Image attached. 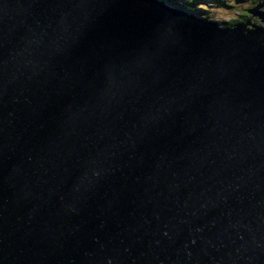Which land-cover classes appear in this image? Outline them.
<instances>
[{
    "label": "water",
    "instance_id": "95a60500",
    "mask_svg": "<svg viewBox=\"0 0 264 264\" xmlns=\"http://www.w3.org/2000/svg\"><path fill=\"white\" fill-rule=\"evenodd\" d=\"M263 4L0 0V264H264Z\"/></svg>",
    "mask_w": 264,
    "mask_h": 264
},
{
    "label": "trees",
    "instance_id": "16d2710c",
    "mask_svg": "<svg viewBox=\"0 0 264 264\" xmlns=\"http://www.w3.org/2000/svg\"><path fill=\"white\" fill-rule=\"evenodd\" d=\"M158 1H161L162 3L167 5L168 7L171 5H174L175 6L174 9H176V10H180L183 12L187 11L189 13L196 14V17L203 18V19L210 20V21H214L221 26H230L231 27V26H234L236 24L244 23V21H246L245 18L244 19L238 18L236 16H234L233 20H227V21L213 19L212 17H208L209 14H207V13L212 12L213 9H211V7H209L207 5V3H205L204 1L193 9L194 3H199L200 0H180L183 3L177 2L178 0H158ZM209 1L215 5H218V6L219 5L223 6V7L227 6V3L225 2V0H209ZM260 1L261 0H254L251 3L252 7L255 6L257 2H260ZM260 9H262V8H260ZM241 19H243V21ZM252 24L257 25L256 23H252ZM245 29L248 30V29H253V28H249V25H248V26H245Z\"/></svg>",
    "mask_w": 264,
    "mask_h": 264
},
{
    "label": "rangeland",
    "instance_id": "374dc122",
    "mask_svg": "<svg viewBox=\"0 0 264 264\" xmlns=\"http://www.w3.org/2000/svg\"><path fill=\"white\" fill-rule=\"evenodd\" d=\"M203 1L207 3V5L211 7V9H213L212 12L207 13L209 14L208 17H212L213 19L227 21V20H233L234 16H236L238 18H243V19L245 18L246 20L249 19V22L251 24L252 23H256L257 25L260 24V21L258 20L257 16L251 17V15L245 11L246 9H250L252 7L251 3L254 0H225V2L227 3V6L225 7L220 6V5L219 6L215 5L211 3L209 0H200L199 3H194L193 9L197 7ZM177 2L183 3L180 0H178ZM243 19L241 20L243 21ZM257 25H254V26H257ZM249 28H253V27L249 26Z\"/></svg>",
    "mask_w": 264,
    "mask_h": 264
},
{
    "label": "bare ground",
    "instance_id": "6f19581e",
    "mask_svg": "<svg viewBox=\"0 0 264 264\" xmlns=\"http://www.w3.org/2000/svg\"><path fill=\"white\" fill-rule=\"evenodd\" d=\"M261 1H262V0H261ZM261 1H260V2H261ZM169 7H170V8H173V9L175 8L174 5H171V6H169ZM262 7H264V4H263L262 6H260V8H262ZM186 13H188V14H190V15H193V16H196V14H192V13H189V12H187V11H186ZM249 26H250V25H249Z\"/></svg>",
    "mask_w": 264,
    "mask_h": 264
}]
</instances>
